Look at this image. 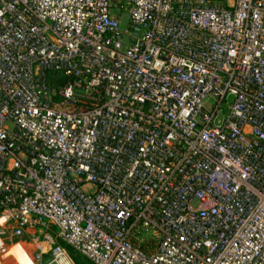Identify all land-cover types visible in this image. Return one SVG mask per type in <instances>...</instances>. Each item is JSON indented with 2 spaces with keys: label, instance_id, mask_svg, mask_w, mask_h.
I'll list each match as a JSON object with an SVG mask.
<instances>
[{
  "label": "built area",
  "instance_id": "built-area-1",
  "mask_svg": "<svg viewBox=\"0 0 264 264\" xmlns=\"http://www.w3.org/2000/svg\"><path fill=\"white\" fill-rule=\"evenodd\" d=\"M0 219L31 264H264V0H0Z\"/></svg>",
  "mask_w": 264,
  "mask_h": 264
},
{
  "label": "rangeland",
  "instance_id": "rangeland-1",
  "mask_svg": "<svg viewBox=\"0 0 264 264\" xmlns=\"http://www.w3.org/2000/svg\"><path fill=\"white\" fill-rule=\"evenodd\" d=\"M130 25H131V23H130V15H129V13L123 14V17H122V20H121V24H120L121 30L125 32L126 30L129 29ZM125 43H126V40H125ZM211 107H212V103L208 102L206 104V108L211 109ZM219 119L222 120L223 116H219ZM143 234L147 237V239L149 241H152L153 236H152L151 231H148V233L146 231H143ZM22 242L24 243V242H27V241H22ZM10 246H11V244H10ZM27 247L29 248V246H27ZM73 253H74V255L76 257H79V258L84 260V258L81 257L76 252L73 251ZM11 254L15 255L18 258L20 264H26L25 257L23 256V253H22V251H20L19 248H15ZM0 264H19V263H17L14 258L5 256V257H0Z\"/></svg>",
  "mask_w": 264,
  "mask_h": 264
},
{
  "label": "bare ground",
  "instance_id": "bare-ground-1",
  "mask_svg": "<svg viewBox=\"0 0 264 264\" xmlns=\"http://www.w3.org/2000/svg\"><path fill=\"white\" fill-rule=\"evenodd\" d=\"M2 222H3V220H1V219H0V223H2ZM15 248H19V249H20V251H22V253H23V256L25 257V260H26V264H31V261H30V260H29V258L27 257V255H26L25 251H23V250H22L20 247H13V248L11 249V251H10V254H9V256H8V257L15 256V255H12V254H11ZM15 257H16V256H15ZM16 260H17L16 262L20 264V262H19V260H18V258H17V257H16Z\"/></svg>",
  "mask_w": 264,
  "mask_h": 264
},
{
  "label": "trees",
  "instance_id": "trees-1",
  "mask_svg": "<svg viewBox=\"0 0 264 264\" xmlns=\"http://www.w3.org/2000/svg\"><path fill=\"white\" fill-rule=\"evenodd\" d=\"M69 251H70V253H71V255L74 257V260H75V262L77 263V264H91L89 261H87V260H83V259H81V258H79V257H76L75 255H74V253H73V250H71V249H68Z\"/></svg>",
  "mask_w": 264,
  "mask_h": 264
}]
</instances>
